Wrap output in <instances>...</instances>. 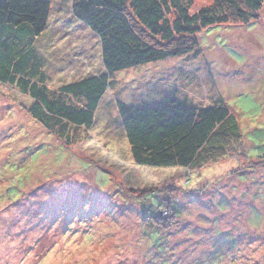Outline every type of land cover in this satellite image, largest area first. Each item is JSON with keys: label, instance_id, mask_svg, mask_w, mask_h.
Wrapping results in <instances>:
<instances>
[{"label": "rangeland", "instance_id": "1", "mask_svg": "<svg viewBox=\"0 0 264 264\" xmlns=\"http://www.w3.org/2000/svg\"><path fill=\"white\" fill-rule=\"evenodd\" d=\"M258 17L202 29L196 54L113 74L93 125L71 130L74 144L0 83V264H264V5ZM35 42L52 89L103 70L71 0H51ZM164 95L223 104L241 143L199 169L136 165L116 101Z\"/></svg>", "mask_w": 264, "mask_h": 264}, {"label": "trees", "instance_id": "2", "mask_svg": "<svg viewBox=\"0 0 264 264\" xmlns=\"http://www.w3.org/2000/svg\"><path fill=\"white\" fill-rule=\"evenodd\" d=\"M193 2L71 0L74 17L99 40L103 70L52 89L35 42L47 28L51 0H0V83L28 97L26 112L66 145L74 144L78 140L73 133L93 125L113 74L196 54V35L202 29L258 20L264 5V0H211L190 12ZM154 103L116 101L123 135L138 166L199 169L225 158L241 143L238 122L223 104L202 106L170 95ZM152 197L148 194L147 199Z\"/></svg>", "mask_w": 264, "mask_h": 264}]
</instances>
